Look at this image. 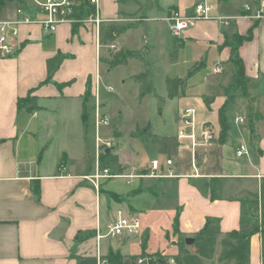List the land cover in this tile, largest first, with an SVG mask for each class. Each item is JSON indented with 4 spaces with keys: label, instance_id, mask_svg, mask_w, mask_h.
<instances>
[{
    "label": "crops",
    "instance_id": "1",
    "mask_svg": "<svg viewBox=\"0 0 264 264\" xmlns=\"http://www.w3.org/2000/svg\"><path fill=\"white\" fill-rule=\"evenodd\" d=\"M197 1L126 0L119 4L118 0H99L98 4L103 22H123L126 13L140 6L144 15L156 7L161 16H144L143 21H160L168 31L169 11L187 15ZM257 2L218 0L211 14L214 18L197 21L174 38L173 47L187 51V76L209 58L228 69L213 91L204 84L193 92L187 78L178 76L186 86L184 94L175 100L177 108L195 112L197 138L207 125L213 129V139L191 149L188 139L178 137L181 126L175 119L172 132L164 136L153 133L161 144L149 163L136 165L131 154L116 153L121 169H114L128 172L136 167L147 172L157 160L161 173L172 172L173 177L133 179L129 184L125 179L104 180L98 190L84 179L95 172V137L91 115L85 127L81 113L87 81L92 84L96 69L97 50L101 53L108 47H99V33L86 26H76L73 33L72 26L63 24L49 35L37 25L20 28V50L15 57L0 60V264H87L90 257L98 264L109 252L120 254L124 260L143 255L172 258L177 253L178 235L192 239L208 219L219 220L222 234L259 226L258 211L249 204L241 205L242 200H258L259 187L264 184V18L253 20L243 10L250 4L254 14ZM16 5V0H4L0 21L12 20ZM216 17L233 20V27L225 28L241 36L252 31L238 55L248 79L247 93L261 116L255 127L254 147L245 124L236 125L233 120L234 116L245 117V113L233 111V106L227 113L228 137L223 143L219 140L218 112L226 101L221 88L235 69ZM111 45L115 50L122 46L117 41ZM58 53L70 57L53 74L52 82L45 83L46 61ZM29 94L37 97V108L18 109L17 100ZM110 135L120 136V131ZM241 145L246 147L247 156L236 155ZM47 158H51L49 163ZM167 160H171L170 166ZM214 179L222 183L221 199L212 198L210 184ZM36 187L38 195L34 193ZM118 211L137 216L139 231L131 237L97 242L96 230L103 231ZM154 230L177 238L172 253L147 251V236ZM219 252L217 242L214 258L207 264H218ZM250 264H264L259 232L250 238Z\"/></svg>",
    "mask_w": 264,
    "mask_h": 264
},
{
    "label": "rangeland",
    "instance_id": "2",
    "mask_svg": "<svg viewBox=\"0 0 264 264\" xmlns=\"http://www.w3.org/2000/svg\"><path fill=\"white\" fill-rule=\"evenodd\" d=\"M144 10L140 6L135 11L133 10V13H126L122 24L134 23L136 26L128 29L124 37L120 36L116 40L119 45H122L120 49L137 53L140 56L139 59H129L126 65L110 68L101 64L97 58L96 69L91 76L92 83H94L96 73L100 76L102 112L109 118V125L101 128V135L107 134L104 138H112L114 135H110V133L120 131V136L115 135L116 142L111 148L112 154H131L136 165L149 163L155 148L161 143L159 140H155L154 135L134 137L130 135L131 132L136 128L145 129L147 124H150L151 133L164 136L173 131V122L175 119L177 121L179 109L175 100L178 98L168 99L166 79L181 76L184 79L187 78L193 92L200 90L204 84H208L209 90L213 91L214 85L222 81L228 73V69L219 64L222 73L214 74L212 71L217 64L215 59L209 58L205 65L199 66L198 69H193V71L190 68L193 73H189L187 76L189 66L184 62L187 59V51L181 49L174 52L175 37L166 31L162 22L143 21L144 16L148 18L161 16L156 7L146 11L145 15ZM101 50V53L105 54V49ZM146 69L151 72L154 91L140 97L139 85L134 81L133 76ZM107 86L112 87L113 91L107 92L105 90ZM158 97L164 101L160 103ZM244 100L243 93L238 92L232 105L233 111H239L241 114L246 113ZM262 106L264 107V100ZM89 137H93V131H90ZM90 143L91 140L89 139V146H91ZM47 159V163H49L51 158ZM259 194H261V186L259 187ZM260 200L261 195L258 196V201ZM140 237L139 233L138 238ZM174 239L177 238L171 233L166 236V233L154 230L147 236V251L172 253L175 250ZM87 262V264H95L92 257Z\"/></svg>",
    "mask_w": 264,
    "mask_h": 264
},
{
    "label": "built area",
    "instance_id": "3",
    "mask_svg": "<svg viewBox=\"0 0 264 264\" xmlns=\"http://www.w3.org/2000/svg\"><path fill=\"white\" fill-rule=\"evenodd\" d=\"M15 17L12 20L0 21V60L10 59L16 56L20 50L19 30L22 26L37 25L45 34H54L60 25L67 24L70 26H86L93 28L97 33L103 20L99 14V0H16ZM218 0H198L192 7L191 12L182 15L177 10L171 9L166 18L169 33L178 38L184 30L189 28L193 23L201 20L214 18L211 14L217 8ZM249 18L259 20L264 18V0H258L255 13L252 14L250 4L243 6ZM221 26L228 27L233 20L216 17ZM99 46V45H98ZM100 47V46H99ZM114 50V46H110ZM100 51L97 50V58ZM214 74L222 73V69L217 65L213 71ZM107 92H112L110 86L105 88ZM90 102L91 117L93 121V130L95 137V172L84 177L95 190H98L99 184L104 180L125 179L127 184L130 180L141 178L160 179L173 177L172 172L162 174L160 164L157 160L152 161L150 169L147 172H141L136 167H132L128 172L115 171L109 168L99 167L100 155L106 150L111 149L116 142L115 137L104 138L101 135V128L109 125V118L102 112V102L100 100V76L96 73L94 83L90 85ZM195 112L189 108H183L178 112V122L181 128L178 131L180 139L186 138L190 142L191 149L198 145L207 144L213 139V129L211 126H205L200 137L194 133ZM236 125L245 124V118L234 116ZM188 130V132L186 131ZM239 157L247 156L248 152L244 145H241L236 151ZM171 160L166 161L170 166ZM192 167L196 171V165L192 162ZM64 168L62 165L59 171ZM140 229V221L135 215H130L118 211L115 216L108 221L104 230H96L95 239L97 242L108 239L115 240L121 237H131ZM98 264H109L107 259H99ZM130 264H176L173 258L162 255H143L137 257Z\"/></svg>",
    "mask_w": 264,
    "mask_h": 264
},
{
    "label": "trees",
    "instance_id": "4",
    "mask_svg": "<svg viewBox=\"0 0 264 264\" xmlns=\"http://www.w3.org/2000/svg\"><path fill=\"white\" fill-rule=\"evenodd\" d=\"M126 0H118L119 4H123ZM4 3V0H0V6ZM122 16L123 12H119ZM233 22L230 23L228 28H232ZM134 23L122 24V22L107 21L102 22L99 27V46L108 47L105 54L100 53L98 60L101 64H104L110 68H114L120 65H126L129 59H139V55L133 51L126 49L112 50L110 45L113 44L120 36H122L130 28L135 27ZM76 26H72V32H75ZM169 31V30H168ZM222 35L224 38V44L231 50L229 61L234 66V72L229 78L228 83L221 88L223 96L226 97V101L223 106L219 109L218 119H219V140L223 143L230 131V124L228 119V111L235 102L237 93L241 91L245 97V129L249 133V140L251 145L254 147V140H256L255 127L260 121L261 116L259 115L257 109L253 105V98H251L247 93V78L244 73V66L242 60L238 55V49L242 43L251 37L252 31L250 30L247 36H241L236 31L226 29L222 26ZM177 39V38H175ZM174 52H176V47H174ZM70 56L63 53H58L55 56L47 59L46 69L47 78L45 83H51L53 74L59 69L63 61ZM175 60V59H174ZM134 81L139 85V96L143 97L148 93L154 91L151 81V72L149 69L136 74L133 76ZM186 83L184 79L174 77L166 79L167 87V97L168 99H175L184 94ZM61 88V85L58 86ZM90 79L87 81V90L82 103V113L81 119L83 125L86 127L88 120L91 115V102H90ZM160 103L164 100L158 97ZM37 97L33 95H27L24 98H19L17 100L18 109H26L28 111H33L37 108ZM208 104L210 100L205 99ZM151 125L147 124L145 129L136 128L132 133V136H151ZM100 168H109L111 170L121 169L118 163V158L116 155L105 153V151L100 155L99 158ZM210 184V191L212 193L213 199H221L222 194V183L218 179L212 180ZM263 187L261 185V200H242L241 205L249 204L254 211L259 213V226L250 230H239L231 231L226 234H222L220 231V223L218 219H208L205 222L204 227L200 232L195 234L192 238L193 242L191 245L187 246L185 244V238L178 235L177 242V253L172 256L176 264H207L214 258L215 247L217 242L220 243V252L217 257L218 264H250V238L253 234L259 232L261 237V248L262 255L264 256V196ZM34 193L38 195V187L34 188ZM251 219V216H248ZM241 220V224H243ZM139 257V256H138ZM137 257H129L124 260V258L118 254L109 252L105 257L101 259H107L109 264H130Z\"/></svg>",
    "mask_w": 264,
    "mask_h": 264
},
{
    "label": "water",
    "instance_id": "5",
    "mask_svg": "<svg viewBox=\"0 0 264 264\" xmlns=\"http://www.w3.org/2000/svg\"><path fill=\"white\" fill-rule=\"evenodd\" d=\"M110 151H111V149H106V150H105V153H109ZM192 242H193V240H192L191 238H186V239H185V244H186V245H191Z\"/></svg>",
    "mask_w": 264,
    "mask_h": 264
}]
</instances>
